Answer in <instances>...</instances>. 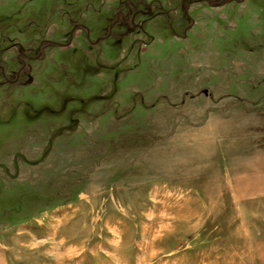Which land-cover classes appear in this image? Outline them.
<instances>
[{"label":"rangeland","instance_id":"obj_1","mask_svg":"<svg viewBox=\"0 0 264 264\" xmlns=\"http://www.w3.org/2000/svg\"><path fill=\"white\" fill-rule=\"evenodd\" d=\"M0 264H264V0H0Z\"/></svg>","mask_w":264,"mask_h":264},{"label":"flooded vegetation","instance_id":"obj_2","mask_svg":"<svg viewBox=\"0 0 264 264\" xmlns=\"http://www.w3.org/2000/svg\"><path fill=\"white\" fill-rule=\"evenodd\" d=\"M132 5H134L133 3H131V5L130 4H126V8L124 9V11H119V16L120 17H116V19H118V20H125V19H128L129 17H130V13H131V11H132ZM112 26V25H111Z\"/></svg>","mask_w":264,"mask_h":264},{"label":"bare ground","instance_id":"obj_3","mask_svg":"<svg viewBox=\"0 0 264 264\" xmlns=\"http://www.w3.org/2000/svg\"><path fill=\"white\" fill-rule=\"evenodd\" d=\"M242 193V192H241ZM239 195V194H238ZM240 196V195H239Z\"/></svg>","mask_w":264,"mask_h":264}]
</instances>
